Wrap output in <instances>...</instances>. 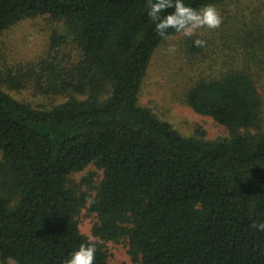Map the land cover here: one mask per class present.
<instances>
[{"label":"trees","instance_id":"1","mask_svg":"<svg viewBox=\"0 0 264 264\" xmlns=\"http://www.w3.org/2000/svg\"><path fill=\"white\" fill-rule=\"evenodd\" d=\"M146 13V0H0V33L37 15L63 25L39 62L0 70V264H64L91 240L85 207L98 216L94 264H109L102 241L125 238L140 264H264V105L247 64L264 61V21L233 27L244 66L187 90L188 105L228 131L211 140L140 104L164 41ZM30 82L67 99L38 109L2 88ZM90 164L103 170L92 192L71 186Z\"/></svg>","mask_w":264,"mask_h":264},{"label":"rangeland","instance_id":"2","mask_svg":"<svg viewBox=\"0 0 264 264\" xmlns=\"http://www.w3.org/2000/svg\"><path fill=\"white\" fill-rule=\"evenodd\" d=\"M264 0H227L214 5L222 17L219 28L197 30L193 36L182 34L171 36L163 41L156 50L145 77L140 104L148 107L160 119L170 122L185 136H194L199 131L207 139H217L228 135L227 129L210 116L195 112L186 102L187 90L199 79H210L221 75L222 71L242 67L244 61L238 62V43L230 34L234 25L245 21L263 23ZM244 21V22H243ZM236 29V27H235ZM63 31L61 23L53 21L48 15H37L20 20L0 33V70L15 71L25 69L39 62L50 50L51 38ZM192 38L203 39L206 45L201 51L193 52L188 47ZM169 43L176 45L174 52H168ZM243 50V49H242ZM241 50V52H242ZM242 59V56H241ZM255 58L248 61V67L254 74L258 90L264 105V61ZM258 62V63H257ZM20 90L2 86L14 98L38 109L51 108L64 102L67 97L44 93L33 82ZM1 158V154H0ZM103 177V170L96 164H90L84 170L70 175V185L83 192H92ZM81 232L91 240H99L93 234V227L98 216L88 207L81 210L79 216ZM108 252L109 264H140L130 253L127 238L116 241H102ZM9 264H17L13 259Z\"/></svg>","mask_w":264,"mask_h":264},{"label":"clouds","instance_id":"3","mask_svg":"<svg viewBox=\"0 0 264 264\" xmlns=\"http://www.w3.org/2000/svg\"><path fill=\"white\" fill-rule=\"evenodd\" d=\"M147 16L154 25V30L159 37L168 41L171 39L169 29L184 37H191L200 29L213 30L222 24L216 7L207 3L200 8L193 7L188 0H146ZM171 9V11H168ZM193 44L204 47L206 41L195 39ZM176 45L169 43L167 51L174 52ZM260 232H264V222L256 224ZM96 244L89 240L80 244L64 261V264H94Z\"/></svg>","mask_w":264,"mask_h":264}]
</instances>
